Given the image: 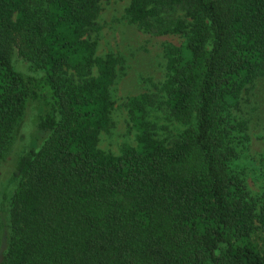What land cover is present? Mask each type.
Wrapping results in <instances>:
<instances>
[{"label":"trees","instance_id":"obj_1","mask_svg":"<svg viewBox=\"0 0 264 264\" xmlns=\"http://www.w3.org/2000/svg\"><path fill=\"white\" fill-rule=\"evenodd\" d=\"M104 0H0V154L37 102L39 148L22 156L2 264H264V192L253 199L234 165L240 97L264 78V0H133L140 29L185 38L166 49L161 92L187 127L156 138L128 102L136 147L99 148L112 127L118 59L92 40ZM16 52L40 71L19 72Z\"/></svg>","mask_w":264,"mask_h":264},{"label":"rangeland","instance_id":"obj_2","mask_svg":"<svg viewBox=\"0 0 264 264\" xmlns=\"http://www.w3.org/2000/svg\"><path fill=\"white\" fill-rule=\"evenodd\" d=\"M132 1L104 0L97 20L98 31L91 36L97 44V57L118 59L117 80L111 90L115 102L113 127L108 133H102L99 142L101 151L116 157L124 148L137 145L128 113V102L133 97L145 93L158 95V104L148 111V122L160 141L169 145L187 128L171 118L161 92L167 78L166 49L183 45L185 38L146 32L131 23L126 11ZM11 58L17 70L24 75H40L33 63L15 51ZM38 115L37 102L28 101L22 118L0 154V264L5 259L12 235L11 204L20 184L16 178L18 161L32 148H39L46 136L37 128ZM232 118L236 124L242 123L245 127L235 144L238 156L234 165L251 197L256 200L264 192V78H257L242 92ZM255 238L260 250L264 251V234L259 233Z\"/></svg>","mask_w":264,"mask_h":264}]
</instances>
